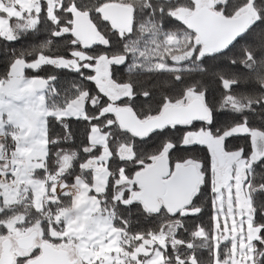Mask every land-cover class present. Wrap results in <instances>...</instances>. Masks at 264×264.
<instances>
[{"label":"trees","instance_id":"1","mask_svg":"<svg viewBox=\"0 0 264 264\" xmlns=\"http://www.w3.org/2000/svg\"><path fill=\"white\" fill-rule=\"evenodd\" d=\"M108 1L117 0H58L50 11L42 2L39 13L33 15L35 20L32 24L17 27L12 38L0 36V78L3 79L18 60L29 62L39 57L69 59L75 53L83 55L77 69L56 67L50 62L23 68L22 74L46 81L45 101L51 110L64 109L70 102L78 101L83 116H48L46 156L43 165L31 172L33 178L46 182L42 206L35 208L31 191L26 197L9 204L3 202L0 194V234L4 231L3 221L22 215L25 227L40 228L42 240L57 246H72L73 239L64 233L65 221L59 215L61 209H69L72 205L71 197L58 195L49 198L47 195L52 184L63 181L71 185L79 177L91 188L88 193L98 199L100 207L112 211L113 223L122 231L121 244L128 254L144 242L156 244L151 238L163 236L165 264H192L191 260L196 264H213L214 203L210 188L214 172L210 150L203 144L183 143L186 125H170L142 137L117 125L111 115L108 98L91 79L97 55L114 49L112 38L107 36L109 44L99 50L95 40L85 45L74 42L77 40L74 37L76 24L79 23L82 28L88 23L95 29L99 22L97 11ZM122 1L132 8L134 20L132 33L117 47L118 52L130 48V52H124L129 57L128 64L131 61L135 68H145L133 62L135 52L132 48L135 43L142 42L138 29L147 22L151 27H160L164 33L156 37L173 36L179 42L180 58H185L192 45L191 38L180 31H173L174 19L164 11L183 7L192 0ZM245 5H250L255 13L254 23L245 35L235 38L231 44L211 55L200 56L196 62L193 59L187 66L181 63L180 72L166 71L164 76L152 74L147 79H139L141 84H151L149 94L152 97L134 89L133 95L127 99L132 103L129 106L132 114L139 119L154 116L160 107L171 105L179 98L175 93L195 90L211 117L206 121H197L194 126L207 129L213 138L222 137L220 149L225 153L238 152L242 158L248 159L252 154L251 135L226 134L236 126L244 125L264 135V0H213L212 7L218 15L231 19ZM19 22L24 20L20 18ZM11 24L14 21L11 20ZM134 80L138 79L134 77ZM95 128L105 137L102 142L92 144L90 137ZM124 149L128 153L126 158L122 157ZM103 156L107 161H103ZM159 156L166 157L168 172L191 160L201 176L191 202L176 213H170L162 205L156 210L148 209L137 198L139 186L136 175ZM98 162L100 165L97 166ZM98 169L107 173L105 189L101 193L92 189L93 175ZM248 174L251 192L249 213L253 225L260 227L251 260L254 264H264V155L250 164ZM193 208L197 211L194 212ZM171 222L174 230L166 233ZM126 259L131 261V258ZM181 259L190 261L178 263Z\"/></svg>","mask_w":264,"mask_h":264},{"label":"rangeland","instance_id":"2","mask_svg":"<svg viewBox=\"0 0 264 264\" xmlns=\"http://www.w3.org/2000/svg\"><path fill=\"white\" fill-rule=\"evenodd\" d=\"M209 1L210 0H199V3L204 4ZM45 5L48 11L52 10L50 9L51 7L48 8L47 3ZM184 12L185 11H178V18L183 19ZM50 16L52 17V14H50ZM83 25L86 31H92L91 25L88 23ZM75 30L77 33H79L80 30L83 32V29L78 23L76 24ZM182 59L177 55L175 60L178 62ZM79 60H81V57L77 55L69 59L39 57L29 62L18 60L17 64L13 65L11 72L9 71L7 77L4 79L0 78V135L5 137V134L8 133L10 139L13 142L15 141V144H11L13 146L10 149V154L26 159L30 172L28 174V171H23L21 167L20 171L14 174L12 179L8 180V183L16 182L18 185L17 189L11 190L6 183H2V187L0 186L2 193L1 197L5 204L19 201L18 199L15 200V198H17L16 196L19 195V191L24 185L30 184L34 188L35 193L33 205L36 209L41 208L42 200L45 197V185L41 181L31 179L30 175H32L31 172L34 169L43 165L44 157L46 156L47 148L45 142H47V118L48 116L55 118L83 116V111L78 105V101L70 102L64 109L51 110L45 101V93L47 92L46 81L39 77H29V75L22 74L23 68L27 66L38 67V65L50 62L56 65V67L77 69L80 66ZM78 95L80 96V93ZM82 96L84 97V95ZM230 133H249L251 135V156L248 159H240L239 157L235 162H232L236 168H243L246 166L249 170L250 164L264 155V135L257 130L252 131L244 125L236 126L229 131L226 136ZM104 137L105 136L95 128L90 137L91 143L102 142ZM221 138H219L220 148ZM5 141L6 140L3 139L0 140V146L6 148L8 145ZM127 156L126 149H124L122 157L126 158ZM236 156H240L239 153L233 157L235 158ZM105 157L106 156L102 157L104 162L107 161ZM228 161L233 160L229 157ZM98 165H100L99 162L97 166ZM101 171L103 170L98 169L94 174H100ZM233 171L234 170L230 172V175L236 177L237 173ZM97 178L102 179L103 176H97ZM122 179L125 180L124 176ZM74 180L73 184L70 186H74L76 182ZM98 185L96 183V185L92 186V189L96 191V193H101L102 190H100V185ZM210 192L213 193L212 202L214 203V212L212 216L214 219L213 233L215 244L213 264H251V254H253L252 251L255 246V238L258 232L256 226L252 223V215L249 213L251 209L250 194L245 190V187L242 188L239 179L228 182L226 186H224L219 179L213 180ZM90 196L97 199L93 195ZM244 201L249 207L248 212H246L244 207ZM75 209V206H70L69 209H61L59 215L63 221H66L65 219L68 217L67 213L70 212L71 214L69 215L72 216ZM90 209L91 207H86L84 211H82V209H79V212L77 210L75 211L78 218L82 219H76L73 231H76L77 228H81V231L77 236L67 233L68 235L66 236L73 239V245L61 246L67 250L70 258L76 257L79 262L78 264H165L162 253L164 243L163 236L160 238H151L152 240L155 239L157 245H152L150 241L144 242V245H139V247H136L128 254V252L124 251L123 245L121 244L122 231H120L121 229L118 225L113 223L112 211L110 209H102L99 205V201L93 211ZM193 210L194 212L197 211L195 208H193ZM24 219L25 217L22 215H15L3 221L4 231L0 234V241L4 237H13L23 232H28V230H33L38 234V243H40L42 239L40 228L38 226L30 228L25 227L26 224ZM55 219H57L56 216ZM171 224L172 222L169 224L166 233L174 230L171 228L174 227L171 226ZM34 242L37 243V240ZM51 245L57 246L54 244ZM171 248H173V246ZM127 257L131 258V261H128L126 259ZM185 261L190 260L181 259L178 263H183ZM50 262L51 264L53 263L52 260H50ZM190 263L196 264L194 260H191ZM166 264L174 263L166 262Z\"/></svg>","mask_w":264,"mask_h":264},{"label":"flooded vegetation","instance_id":"3","mask_svg":"<svg viewBox=\"0 0 264 264\" xmlns=\"http://www.w3.org/2000/svg\"><path fill=\"white\" fill-rule=\"evenodd\" d=\"M108 4H119L130 8V5L122 0L103 3L99 11H97L99 15V22L95 26L94 33H91L90 31L84 32V27H82L83 32L80 30L79 33H77L75 30L74 37L78 41L74 40V42H79L81 45H85L88 44L90 40L94 39L98 44L99 50L102 49V46L109 44L107 36L112 38V42L115 46L114 49H112L110 53H99L97 55L91 79L98 87L97 89L108 98L109 104L112 108L111 115L117 125H120L124 130L130 131L137 137L145 136L156 129H163L174 124L183 126L186 125L187 127L182 137L183 143L191 145L198 143L203 144L208 150H210L213 159V180L219 179L222 181V184L226 186L228 182L239 179L242 188L245 187V190H247L250 194L251 192L248 187L250 185V182H248V168H246V166L243 168H236L234 163L232 164V162H235L237 158H242L241 156H236L235 158L233 157L238 152L225 153L222 149H220L218 138L211 137L207 129L202 130L198 129L197 126H194V123L197 121H206L211 117L210 111H208L209 109L202 102L201 98H199V95L195 92V90H185L183 94L175 93V95L179 98H176L177 100L174 103L168 106L160 107L154 113V116H149L146 119L136 118L129 108L132 103L127 102L129 101L127 99L133 95L132 93H134V89L141 91V93H143L142 95L152 97V94H149V90L152 88L151 84H141L139 83V79H147L146 77L152 74H160L161 76H164L163 72L166 71L180 72L182 71L180 67L181 63H184L183 65L187 66V64H189L190 61L192 62L193 59L194 62H196L200 56L203 58V55H211V53L219 51L229 44L216 43L218 34L212 33L213 29L210 25L209 16H205V19L202 20L199 19V22L196 25L192 24L194 16L200 11L207 10L210 14H217L212 7L213 0L204 4H200L199 0H192V3L190 1L189 3L183 5V7L178 6V9L175 7L164 11L174 19L173 21L175 25L173 26V31H180L181 34L184 33L183 35L191 38L192 45L186 52L185 58L178 62L175 59L180 53L178 51L180 48L178 47L179 42L176 41L173 36H163L164 38L156 37V35L162 36L164 33L161 32L160 27L157 29L147 24L150 22L145 23L146 25H141V28L138 30H140L139 33L142 35V42L140 44L135 43L133 45L132 49H134L133 51L135 52V59L133 62H136L137 65L141 64L145 68H135L131 61L129 64H132V66L128 64L129 61L127 58L129 57H127L124 53L128 49H124V51L120 52L117 50L118 44L122 40L128 39L129 33H132L133 31L132 27L134 20L133 11L131 10L132 8H130L131 20L129 24H125L124 26L122 20L117 17L115 19L116 25H114L111 21L106 20L101 12V9ZM178 11H185L183 13V19L178 18ZM245 16H247L248 20L246 24L241 27L239 34L236 35L234 39L241 35H245L254 23L253 17L255 16V13L250 5H245L235 14L234 18H231V20L239 19L242 21ZM198 25L200 26L201 31H203L202 34L198 31ZM80 38L82 40H79ZM132 44L133 38L131 37L130 47H132ZM127 52H130V48ZM171 54L172 57L170 56ZM75 55L80 56L81 58L83 57L81 53H75ZM166 56H170L169 59H166ZM179 76L180 74H178V78H180ZM134 77L138 80L135 81ZM175 88H180V86H175ZM139 95L142 96L140 93ZM228 135H232V133ZM216 150L223 153L225 157L224 165L221 168L218 166V158L216 157L215 152ZM229 157L233 161H228ZM191 162V160H188L180 165H193L194 163ZM174 170L168 172L166 176H162L161 180L166 181ZM232 170L237 173L236 177L230 175ZM200 179L201 176L199 174V181ZM139 190H137V195L140 192ZM244 207L246 212H248L249 207L245 201ZM256 228L259 233L260 227L257 225ZM258 233L256 238L258 237ZM37 235L38 234H36L35 231L28 230V232H23L13 237H4L0 241V264H51L50 260L53 261L52 264L79 263L76 257L70 258L67 250L61 246L49 245V243L42 239L41 242L38 243ZM36 240L37 243L34 242ZM70 260H72L71 263H69ZM250 263L254 264L252 260Z\"/></svg>","mask_w":264,"mask_h":264},{"label":"water","instance_id":"4","mask_svg":"<svg viewBox=\"0 0 264 264\" xmlns=\"http://www.w3.org/2000/svg\"><path fill=\"white\" fill-rule=\"evenodd\" d=\"M103 17L116 25L115 19L122 20V23L129 24L131 20V10L128 6L108 4L101 9ZM209 16L210 25L213 32L218 34L216 43L231 44L234 37L239 34V30L246 24L248 18L244 17L242 21L239 19H225L218 14H210L209 11H200L194 16L193 25L199 22V19H205ZM199 33L202 34L200 26H197ZM86 28L84 27V32ZM91 33H94L92 27ZM79 40H82L81 38ZM94 40V39H93ZM230 40V41H229ZM91 41V40H90ZM89 41V42H90ZM199 116V115H198ZM218 158V166L224 165L225 157L223 153L216 150ZM165 156L157 157L153 163L141 170L136 175V182L140 186V192L137 195L138 200L151 210H156L162 205L170 213H176L186 207L191 202L193 194L199 183V174L194 165L177 166L174 172L166 181H162L161 177L168 173V164ZM160 201V202H159Z\"/></svg>","mask_w":264,"mask_h":264},{"label":"crops","instance_id":"5","mask_svg":"<svg viewBox=\"0 0 264 264\" xmlns=\"http://www.w3.org/2000/svg\"><path fill=\"white\" fill-rule=\"evenodd\" d=\"M42 2H44V4L47 3L48 7L52 8L58 3V0H0V36H4L6 38L13 37L15 31L18 29L17 27H25L29 23L32 24L35 20V16L33 15L39 13ZM20 18H22L24 22H19ZM11 20L14 21V24H11ZM0 138H3V135H0ZM4 138H6L5 142L8 146L5 145L7 146L6 148L0 146V186L2 187V183H6L11 188V190L17 189L18 185L16 184V182L8 183V180L12 179L13 175L17 174L20 171L21 167L23 168V171H28L29 174L30 172L28 170V161L20 156L10 154V149L13 145H10L11 143L9 141V134H5ZM13 144H15V141L13 142ZM13 157L21 161V164L18 166L17 171L15 173L9 171V166L7 162V158L9 159ZM93 176V180L96 179L97 176H103L102 179L97 178L96 180H94L92 185L94 186L96 185V183L97 185L99 184L100 186H98L100 187V190H102L101 192H103L107 179L106 171H101L100 174H94ZM30 178L36 181H41L44 185L46 184L44 180L35 179L31 175ZM74 181H76L74 183V186L67 185L61 181L52 184L47 197L52 198L58 195H69L72 201L71 206L76 207L75 211L77 210L79 212V209H82V211H84L86 207H91L90 210L93 211L98 201L97 199L89 195L88 192L90 190V187L84 181H82L81 178L77 177ZM28 191L32 192L33 199H35L34 188L30 184H28L24 185V187L19 191V195L16 196L17 198H15V200H19L20 198L26 197ZM0 194L2 195L1 192ZM75 211L72 213V216L69 215L71 214L70 212L67 213L68 217L65 219L66 221L64 233H70L74 234V236H77L79 235L81 228H77L76 231H73V226L75 225L76 219L82 218H78Z\"/></svg>","mask_w":264,"mask_h":264},{"label":"built area","instance_id":"6","mask_svg":"<svg viewBox=\"0 0 264 264\" xmlns=\"http://www.w3.org/2000/svg\"><path fill=\"white\" fill-rule=\"evenodd\" d=\"M19 164H20L19 159H12L10 161V170L9 171H11L13 173L16 172Z\"/></svg>","mask_w":264,"mask_h":264}]
</instances>
